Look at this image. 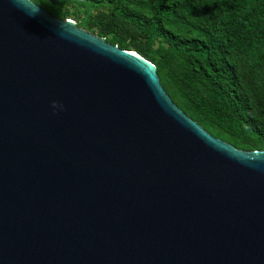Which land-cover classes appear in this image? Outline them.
<instances>
[{
	"label": "water",
	"instance_id": "water-1",
	"mask_svg": "<svg viewBox=\"0 0 264 264\" xmlns=\"http://www.w3.org/2000/svg\"><path fill=\"white\" fill-rule=\"evenodd\" d=\"M0 264H264V150L210 134L145 57L0 0Z\"/></svg>",
	"mask_w": 264,
	"mask_h": 264
},
{
	"label": "trees",
	"instance_id": "trees-1",
	"mask_svg": "<svg viewBox=\"0 0 264 264\" xmlns=\"http://www.w3.org/2000/svg\"><path fill=\"white\" fill-rule=\"evenodd\" d=\"M95 1L109 5L91 24L99 36L113 34L112 44L124 41L153 63L161 57L160 83L175 104L170 88L179 92L188 116L238 148L264 150V0H150L151 14L141 18L129 9L136 0ZM48 3L62 17V0ZM175 23L194 34L167 27ZM158 37L165 49L155 51Z\"/></svg>",
	"mask_w": 264,
	"mask_h": 264
},
{
	"label": "rangeland",
	"instance_id": "rangeland-1",
	"mask_svg": "<svg viewBox=\"0 0 264 264\" xmlns=\"http://www.w3.org/2000/svg\"><path fill=\"white\" fill-rule=\"evenodd\" d=\"M32 1L35 2L37 5H39L40 7H42L43 9L49 7V3H48L49 0H32ZM153 1L155 0H152L151 2ZM62 2H63L62 8L58 13L62 17L60 18L57 17V18L62 19V20L71 19L75 22L76 26L84 29L85 31L93 35L99 36L97 27L91 24L92 22L96 21V16L98 12L100 11L108 12L109 11V5L106 1L97 2L95 0H62ZM151 2L150 0H146V1L136 0L129 6V9L135 10L136 15L140 16V18L142 16L147 17L151 14V8H150ZM118 13L124 17H126L127 15V13L121 10H119ZM144 25H146V23ZM142 26H143V23H141V27ZM167 27H170L173 30H180L182 32V35L194 34L193 31L183 26L182 28H179V24H176V23L170 24V25L167 24ZM99 37H103L105 41L110 42V43L116 40V37L113 34L107 35V36H99ZM119 44L121 45V47L118 44H115V45H117L119 48H122V49H124L123 47L127 45L126 42L120 41V40H119ZM159 48L165 49V46L162 42L161 37L156 38L152 45V50L158 51L160 50ZM157 63L161 64V57L159 56H156V62L153 63L156 66V68L158 65ZM201 88L204 90V87L202 85H201ZM170 89L173 92V97L175 99L177 106L183 109L184 104L180 102L179 100V95H178L179 92L175 90L174 88H170ZM206 94L212 97L213 100H217L219 98L217 94L213 95V93L210 91L206 92Z\"/></svg>",
	"mask_w": 264,
	"mask_h": 264
},
{
	"label": "clouds",
	"instance_id": "clouds-1",
	"mask_svg": "<svg viewBox=\"0 0 264 264\" xmlns=\"http://www.w3.org/2000/svg\"><path fill=\"white\" fill-rule=\"evenodd\" d=\"M39 9L38 8H34L32 9V13L31 14H35L36 12H38ZM53 109H56V110H61L63 109V104H60V103H57V102H53V105H52Z\"/></svg>",
	"mask_w": 264,
	"mask_h": 264
},
{
	"label": "bare ground",
	"instance_id": "bare-ground-1",
	"mask_svg": "<svg viewBox=\"0 0 264 264\" xmlns=\"http://www.w3.org/2000/svg\"><path fill=\"white\" fill-rule=\"evenodd\" d=\"M132 52H134V53H136L137 55L141 56V55H140V54H138L136 51H133V50H132ZM151 63H152V62H151ZM152 64H153V63H152ZM153 65H154V64H153Z\"/></svg>",
	"mask_w": 264,
	"mask_h": 264
}]
</instances>
